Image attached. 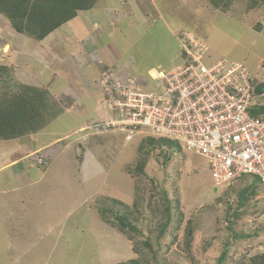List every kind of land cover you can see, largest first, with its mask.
<instances>
[{"label":"rangeland","instance_id":"1","mask_svg":"<svg viewBox=\"0 0 264 264\" xmlns=\"http://www.w3.org/2000/svg\"><path fill=\"white\" fill-rule=\"evenodd\" d=\"M247 3L231 0L228 7L213 8L208 0H100L42 41L16 32L0 14V63L12 67L14 80L50 86L63 108L45 126L50 131L42 136L46 145L54 132L60 138L47 152L29 154L37 138L22 143L0 139V264H117L138 258L133 241L105 222L99 208L112 197L130 207L137 202L135 216L147 237L161 221L163 190L179 200L183 217L176 241L169 233L162 242L160 264H216L228 240L227 264H241L264 251V205H254L257 197L241 209L234 226L250 236L235 239L227 228L228 205H237V193L251 177L217 188L203 157L167 147L149 149L140 172L135 165L145 137L127 141L110 131L78 139L83 126L100 120L101 107L107 111L100 78V89L95 86L96 71L149 77L153 70L170 69L181 63L184 31L202 38L214 60H242L264 81V8L248 10ZM257 25H262L260 32ZM68 90L69 99L63 94ZM255 102L264 104V93ZM55 106L49 114L56 113ZM18 155L23 157L12 162ZM39 156H48L47 166L38 164ZM189 223L193 236L187 250Z\"/></svg>","mask_w":264,"mask_h":264},{"label":"built area","instance_id":"2","mask_svg":"<svg viewBox=\"0 0 264 264\" xmlns=\"http://www.w3.org/2000/svg\"><path fill=\"white\" fill-rule=\"evenodd\" d=\"M180 45L181 63L149 77L108 69L99 80L107 116L83 130L114 131L126 140L139 135L178 140L206 160L217 188L257 179L263 203L264 117L250 111L257 76L242 60H214L210 46L192 32L181 34ZM48 160L37 157L40 165Z\"/></svg>","mask_w":264,"mask_h":264},{"label":"trees","instance_id":"3","mask_svg":"<svg viewBox=\"0 0 264 264\" xmlns=\"http://www.w3.org/2000/svg\"><path fill=\"white\" fill-rule=\"evenodd\" d=\"M100 0H0V14L9 22L10 26L18 33L31 37L37 41L44 40L47 36L60 28L65 23L78 16L81 11L93 9ZM213 8L228 7L231 0H208ZM258 7L264 8V0H248L247 9L254 10ZM256 31L262 30V25L255 26ZM255 94L264 93V81H258ZM48 88L38 87L14 80L12 67L0 63V139L14 140L37 133L43 129L52 119L63 112V108L58 105L57 100ZM56 100V101H55ZM56 104L57 111L49 114V110ZM253 115L264 117V104H255L250 109ZM167 147L174 151H181V146L166 138L145 137L139 147L143 156L138 160L135 168L144 172L147 164L149 149H163ZM144 151V152H143ZM165 159L169 156L165 154ZM244 178V177H243ZM239 181H244L242 178ZM214 185V184H213ZM215 186V185H214ZM216 187V186H215ZM260 186L258 180L252 178L251 183L242 187L237 193V205H228L227 228L234 232L230 234L235 239L250 236L243 230L235 231V224L241 215V209L251 207V201L257 197L254 205L264 202L258 198ZM162 218L151 234L145 237L138 217L135 216L138 204L134 202L130 207L126 202L116 197L108 198L100 208L99 212L104 221L122 232L129 240L133 241V250L139 256L117 264H144L146 261H153L160 264L159 256L163 249L162 242L169 233H173L175 242L177 235L174 233L179 228L183 211L180 208L179 200L169 197L166 190L162 191ZM176 208L177 212L174 211ZM193 229L189 223L184 244L187 250L192 243ZM228 240L217 258L216 264H227L229 260ZM144 251V253H143ZM142 255H147L144 259ZM241 264H264V251L250 256L243 260Z\"/></svg>","mask_w":264,"mask_h":264},{"label":"crops","instance_id":"4","mask_svg":"<svg viewBox=\"0 0 264 264\" xmlns=\"http://www.w3.org/2000/svg\"><path fill=\"white\" fill-rule=\"evenodd\" d=\"M92 10V9H91ZM96 72H99V74H98V76H97V80H96V87L98 86L99 87V85H98V79L99 78H101V76H102V72H103V69H100L99 71H96ZM88 87H92V85L91 84H89L88 85ZM48 89H49V91L51 92V94L53 95V93H52V91H51V89H50V86L49 87H47ZM99 89H100V87H99ZM63 94H65V96L64 97H67L68 99L71 97L70 96V94H69V90L68 91H65ZM54 96V95H53ZM60 101H61V99H59ZM87 100V102H88V104L89 103H91V102H93V96H91V98L90 99H86ZM84 105H85V107H86V104L84 103ZM72 107V106H71ZM101 112H102V117L104 116V112L102 111V107H101ZM45 128L46 127H44L43 129H41L39 132H37V133H33V134H29L28 136H30V137H23V138H25V139H21V138H19V139H14V140H19V142H21L22 143V140H29V139H32V140H35V138H37V141H36V145H34V147H36L34 150H30L31 148H29V147H27L26 148V150H30V152H29V154L30 153H34V152H37V151H40V150H45V152H47L48 150H49V148H48V146L49 145H51V143L52 142H54V141H59L60 140V138L59 137H57V138H55L56 137V133L54 132V137L52 138V139H50L49 140V145H46V141L47 140H44L43 138H42V136H45L46 134H48L49 135V133H50V131L49 132H46V131H44L45 130ZM55 138V139H54ZM6 141V140H5ZM8 141H11V140H8ZM46 142V143H45ZM23 145V144H22ZM65 146H67V145H65ZM89 151H87V153L85 154V159L86 158H88V156H89ZM0 157H2V154H1V152H0ZM18 157H23V156H16V159H13L12 160V162L13 161H17L19 158ZM79 166V165H78ZM85 167V161L83 162V165L80 167H78V171H79V173H81V172H83V170L85 169L84 168ZM2 168V167H1ZM18 178H21V176H18ZM2 184L4 185V183L3 182H0V191H2V192H4V190H2L1 188H2Z\"/></svg>","mask_w":264,"mask_h":264},{"label":"clouds","instance_id":"5","mask_svg":"<svg viewBox=\"0 0 264 264\" xmlns=\"http://www.w3.org/2000/svg\"><path fill=\"white\" fill-rule=\"evenodd\" d=\"M127 72V71H126ZM104 74V73H103ZM103 74H102V76H103ZM254 75H256V74H254ZM257 76V75H256ZM103 108L105 109V107H104V105H103ZM107 116V112L106 111H104V116L103 117H101L100 118V120H102L103 118H105ZM100 120H96V121H91V123H89V124H87V125H90V124H92V123H94V122H97V121H100ZM87 125H85V126H83L82 127V129H81V131L84 133V135H80L79 137H78V139H81V137L83 138L82 140H87V138L89 137V136H91V135H98V134H103V133H98V134H95V133H92V134H88L87 133V131H84L83 130V128L84 127H86ZM108 132V131H107ZM110 132V131H109ZM104 133H106V132H104ZM139 136H143V135H139ZM136 137H138V136H136ZM143 137H154V136H143ZM135 138V137H134ZM154 138H166V137H154ZM166 139H169V140H172V141H175V142H177L180 146H181V149H183V151L184 152H186L187 154L188 153H193V152H188L187 150H185L184 148H183V146H182V144L178 141V140H174V139H170V138H166ZM126 140V139H125ZM127 141H130V140H127ZM83 143V142H82ZM170 149V148H169ZM45 157H48V156H45ZM208 170H209V168H208ZM210 172V171H209ZM214 182V181H213Z\"/></svg>","mask_w":264,"mask_h":264}]
</instances>
